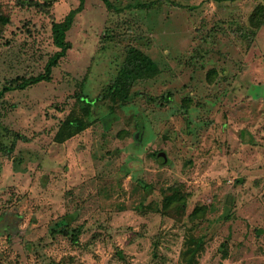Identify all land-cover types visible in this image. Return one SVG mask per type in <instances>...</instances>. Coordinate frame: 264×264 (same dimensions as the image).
Returning <instances> with one entry per match:
<instances>
[{
    "label": "rangeland",
    "instance_id": "obj_1",
    "mask_svg": "<svg viewBox=\"0 0 264 264\" xmlns=\"http://www.w3.org/2000/svg\"><path fill=\"white\" fill-rule=\"evenodd\" d=\"M32 1L0 0V91L80 5ZM109 1L0 97V264H264V0ZM131 48L158 74L99 99Z\"/></svg>",
    "mask_w": 264,
    "mask_h": 264
},
{
    "label": "trees",
    "instance_id": "obj_2",
    "mask_svg": "<svg viewBox=\"0 0 264 264\" xmlns=\"http://www.w3.org/2000/svg\"><path fill=\"white\" fill-rule=\"evenodd\" d=\"M86 0H80V5L71 10L68 15L64 18L63 21L57 22L54 21L52 24V38L53 43L58 49L54 57L50 58L45 66L44 72L38 76L31 77L29 79H24L20 84L15 86L4 87L0 91V97L3 93L15 89H26L29 86L35 85L40 82L49 81L51 79V74L59 63V61L66 56L67 52L71 49V43L67 40V32L71 29L74 19L77 14H79L84 9V4ZM104 3L110 7L109 0H103ZM18 5L28 6L34 5L35 2L32 0H17ZM39 5L45 11H49V7L43 4ZM253 27L258 29L264 25V5L259 8V11L251 18ZM159 72L158 66L156 63L150 59L145 53L131 48L125 59V63L121 68L120 73L117 76L115 82L107 87V89L99 96V99H106L110 96L118 97L122 100L129 98L128 91L131 88L132 84L141 79H151L155 77ZM167 100V97H164ZM202 214V208L197 207L193 212V217L200 216ZM195 247L193 249H188L187 251L192 255L196 250L201 248L200 243H194Z\"/></svg>",
    "mask_w": 264,
    "mask_h": 264
}]
</instances>
